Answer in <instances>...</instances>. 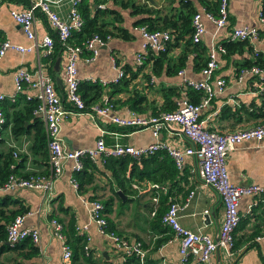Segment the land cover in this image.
I'll list each match as a JSON object with an SVG mask.
<instances>
[{"label": "crops", "instance_id": "obj_1", "mask_svg": "<svg viewBox=\"0 0 264 264\" xmlns=\"http://www.w3.org/2000/svg\"><path fill=\"white\" fill-rule=\"evenodd\" d=\"M36 1L0 0L2 32L0 44L3 40L21 46L32 44V40L27 38L20 24L12 18L10 11L26 10ZM44 1L48 2L51 10L61 18H67L73 0ZM91 1L82 0L80 6ZM140 1L156 8L162 7L163 13H168L169 0H152L153 3L148 0ZM188 1L203 15L201 21L205 33L202 35L201 43L205 50L199 49L198 53L188 51L181 66H178L179 58L183 51L189 50L185 46V40L182 39L171 47L166 56L162 57V62H156L152 57L159 52L152 51H148L144 55L145 58L139 62L137 55L142 50L144 40L140 32L141 25H136L135 21L140 16L132 14L131 8L123 5L120 0H105L102 2L103 9L94 5V8L96 6L105 11L103 16L98 18V23L100 24L101 19H104L115 24L116 27L114 28L113 25L105 27L111 32H107L110 38L99 47L95 57L87 61L91 56L89 51H83L80 55L77 62V77L85 88L80 93L89 96L92 91L86 86L99 84L101 85L99 97L97 99L89 97L88 100L93 103L102 100L112 102L116 113L120 116L127 115L133 108V102L139 100L138 107L141 111L138 113L142 116H150L154 109L160 110L164 106L165 93L168 89L179 92V96L174 98L175 104L183 94L188 96L185 90L182 92L183 82L198 81L203 78L200 69L207 52L214 47H221L231 29L253 27L258 29L259 35L255 42H248L250 49L244 46L243 50L232 51L227 59L218 54L219 67L212 82L217 78H224L226 86L223 93L216 94L210 103L201 109L200 116L205 121L206 129L219 133L258 123L264 115L260 116V113L264 112L263 96L257 92L260 86L249 76L238 82L236 70L245 62H251L257 51L264 53V26L260 25L258 19L264 0H227V22L223 28H218L204 16L205 9L200 0ZM177 4L178 0L174 5ZM90 13L93 15L94 10H90ZM34 28L39 40L45 35L53 37L55 34L46 16L38 10L35 12ZM150 52L153 55L149 54ZM58 59L59 65H56L55 61ZM66 63V52L61 47H54L49 54H45L41 49L29 53L7 49L0 59V94L12 96L16 93L13 77L19 67H23L28 72H34L40 67L44 74L53 78L65 107L72 109V104L66 99L64 83ZM155 67L160 68L159 73L154 72ZM179 70L181 71L178 73ZM120 73L122 77L124 76L125 82L116 88L111 87L110 83H114ZM94 82L96 84H93ZM101 82L107 83L103 85ZM27 93L33 94L31 90L25 88L17 95L16 102H4L6 122L0 126V156L10 155L9 160L12 162L10 169H14V173H45L48 165L46 145L42 147L36 144L35 128H33V122L37 117L42 132L45 133L42 118L33 113L34 117L31 116L23 121V125L30 129L29 133L14 135L12 132L14 113L25 108L24 96ZM188 98L190 99L189 96ZM99 122L100 124H96L85 113L69 114L61 122L60 133L65 147L70 150L93 149L96 141L101 137V128L106 132L102 135L106 148L112 147L116 142L139 147L154 141L149 128L133 127L130 131L124 126L103 119ZM176 130V125L171 126L170 129H162L159 138L172 147L184 149L190 143ZM2 160L3 158L0 159V164ZM136 161L140 164L139 160ZM194 165L193 159L187 157L182 168L176 167L178 174L174 185V181H164L161 184L157 183L161 189L151 191L146 190L147 185L152 184L146 179L132 181L134 193L129 192L124 195L111 180L109 171L103 169L94 171L93 183L86 184L85 191L75 190L72 183L75 176L73 162L67 161L61 176L54 182L53 197L49 203L44 202L40 190L19 188L0 192V205H4L2 209L7 214L13 211L17 214L33 212L32 215L26 216L24 225L38 227L40 231L38 244L27 240L14 248L5 238L0 239V264H62V242L53 235L52 219L62 223L66 240L69 234L81 236L83 245L87 246L86 253L78 256L75 261L72 259L71 264H136L133 258L139 263L135 257H124L123 248L102 233L91 219L87 202L91 200L102 202L108 198H112V205L106 215L107 229L114 230L115 234L128 242H141L146 251L144 264H183L179 254V240L168 230V227L164 225L157 227L152 223L154 216L150 215V210L153 207V194H158L160 197L167 193L165 210L171 201L176 202L179 207L178 220L183 227L216 239L223 221L224 208L216 192L202 186L196 180L191 171ZM226 170L232 184L255 183L264 187V138L259 141L243 140L236 145L226 156ZM113 189L120 192L121 196L119 194L118 197L114 196ZM190 192L193 194L189 198ZM12 199L19 201L13 203ZM237 212L239 223L233 232V247L230 250L217 248L211 255V262L264 264V202L259 195L242 196L238 200ZM1 223L6 225L4 220ZM68 244L74 255V246L77 248L78 241L73 239L72 245ZM3 245L9 247L2 249ZM32 246L36 247L34 253L30 250ZM186 263L200 264L190 257Z\"/></svg>", "mask_w": 264, "mask_h": 264}, {"label": "built area", "instance_id": "obj_2", "mask_svg": "<svg viewBox=\"0 0 264 264\" xmlns=\"http://www.w3.org/2000/svg\"><path fill=\"white\" fill-rule=\"evenodd\" d=\"M82 0H73L67 18H61L56 12L52 11L48 2L37 0L26 10L19 11L12 9V18L20 24L28 39L32 40L30 46L12 44L8 40H3L0 44V59L7 49H12L20 53H29L43 50L49 54L54 49L52 36L45 35L41 40L37 38L34 22L35 12L38 10L43 13L50 27L57 35L60 47L66 52L67 63L65 66L64 83L66 87V99L72 104V109L65 107L59 93L57 92L53 78L44 74L39 67L34 72H28L23 67H19L14 74L13 80L16 93L12 96L0 94V126L5 124L6 116L4 113V102H16L17 95L22 93L25 88L31 90L33 94L27 93L24 98L35 101L37 106L34 110L43 121L46 135V149L48 165L45 173L29 174L24 177L21 174L11 173L0 183V192L13 191L19 188L40 190L44 202L49 203L53 197L54 182L61 176L64 165L67 161H72L75 173L83 168V160L89 159L93 162L101 161L104 157H131L139 159L150 156L158 151H164L173 160L177 168H182L187 157L193 159L195 165L191 169L196 180L202 186L214 190L222 202L224 212L223 221L217 232L216 239L210 238L200 232H195L183 227L179 220V207L176 202L171 201L165 213L162 215L161 222L169 227L174 233V237L179 240V254L183 264L190 257L200 264H215L211 262V255L217 248L223 247L230 250L234 244L233 232L239 223L237 212L238 200L242 196L259 195L264 202V187L255 183L232 184L229 181L226 170V156L243 140L259 141L264 138V115L258 123L253 126L231 130L224 133L210 131L205 128V121L201 119L200 111L207 106L216 94L224 92L226 82L224 78H217L212 82L215 71L219 67L218 54L224 53V48L214 47L208 52V60L200 69L203 78L198 81L185 80L183 90L192 89L201 92L198 102L191 101L188 96L183 94L176 100V109L173 111H160L158 114L142 116L137 111L130 109L128 114L120 116L116 113L114 104L106 100L94 102L89 106L79 92L80 80L77 77V62L83 51H89L91 58L98 54L99 47L104 45L110 36L102 37L98 34L86 39L81 45L71 43L70 37L73 32L83 28L84 19L79 11ZM104 8L103 4H98ZM197 12L192 17L193 33L192 41L199 42L205 33L201 17ZM204 16L218 28L226 26L227 22V0H218V12L216 15L204 12ZM259 23L264 26V5L259 12ZM141 36L143 37L142 50L137 55V60L141 62L148 51L162 52L166 50L167 42L171 39L168 30L149 31L144 26H140ZM0 28V36H1ZM257 28H234L229 32L231 40H246L253 43L258 40ZM256 54V53H255ZM115 61V60H113ZM180 72V71H179ZM245 76L260 78L264 76V66L251 65L242 67L236 72V78L240 82ZM119 78L114 80L117 82ZM105 85L107 82H101ZM186 88V89H184ZM257 92L264 97V87H259ZM71 113L88 114L96 124L103 119L120 126H130L134 128H149L154 141L146 146L135 147L129 144L114 143L110 148H106L102 135L105 132L101 128V137L98 138L93 149H74L65 147L61 138V122ZM177 126V132L190 143L184 149L172 147L167 142L160 140L159 133L162 129H170ZM16 154V153H15ZM75 190L78 191V181L75 177L72 180ZM150 187L154 190L161 189L157 183H152ZM193 192H190L189 198ZM153 207L150 215L155 216L158 210L159 195L152 197ZM91 219L99 227L100 231L109 236L117 245L124 250V257H135L139 264H144L146 251L141 242H128L126 239L115 234L114 230L107 229V220L104 217L103 204L98 200L87 202ZM33 212L17 214L6 227V240L10 245H15L26 238L38 244L40 231L38 227H26L24 220L26 216ZM53 235L62 242V264H71L72 249L67 243L63 232V225L59 221L52 219ZM86 239V238H85ZM87 246H84V250Z\"/></svg>", "mask_w": 264, "mask_h": 264}, {"label": "trees", "instance_id": "obj_3", "mask_svg": "<svg viewBox=\"0 0 264 264\" xmlns=\"http://www.w3.org/2000/svg\"><path fill=\"white\" fill-rule=\"evenodd\" d=\"M105 0H92L91 2H85L83 6L79 5V11L84 19V25L83 28L79 31H75L72 33L70 37L71 43L81 45L86 39L91 38L92 36L98 34L102 37H105L110 32L109 30H106L105 27L107 25H113L115 28V24H111L110 21H104V19H101V23H98V18L103 16L105 11H102L99 8H94V5L102 4ZM176 0H169V7H168V13L164 14L163 9L164 8H156L153 6L147 5L146 2H141L140 0H120V2L123 3V5L128 6L131 8V13L134 15H139L140 17L137 18L135 21L136 25H141L146 27L147 30L153 31V30H168L171 34V39L167 42V47L165 51L155 53L158 54L154 56L151 52L149 54L153 55L156 59V62H162L163 56H166L169 49L173 46H175L180 40H185V46L189 50L183 51L182 56L179 58V64L178 66H181L183 63V59L187 55L188 51L198 53L199 49L205 50L203 47L201 40L199 42H193L192 41V33H193V25H192V17L195 13L198 11L195 9V7L192 5V3L188 0H178V4L174 5ZM203 4V7L205 9V12L212 13L213 15H216L218 12V0H215L214 2L211 0H200ZM90 10H94L93 15H91ZM100 15H98V13ZM99 24V25H98ZM111 33V32H110ZM229 36V34H228ZM227 36V40H223L222 47L224 48V53H221L222 58L227 59L228 55L232 51H239L243 50L244 46H247L248 49H250L249 43L246 40H231ZM54 41V47H60L58 38L56 33L52 37ZM150 55V56H151ZM208 60V52L206 54L205 60L203 65L206 64ZM202 65V66H203ZM251 65H257V66H264V53L262 52H256L254 54V58L251 62H245L242 64V66L238 67L236 72L242 68V67H248ZM177 66V67H178ZM201 66V67H202ZM160 68H154L155 73H159ZM176 70V69H175ZM181 71V70H179ZM178 71V73H179ZM176 72V71H174ZM124 77V76H123ZM121 78L117 82L110 83L111 87L116 88L121 83L125 82L124 78ZM251 79L256 80V84L264 87V76L260 78H253ZM93 84H96L95 82ZM100 87L101 85L96 84L93 86H86V88L91 92V95L81 94L85 105L89 106L91 102L93 101L88 100L89 97H93V99H97L99 97L100 93ZM58 88V87H57ZM84 85L79 84V92L83 91ZM190 97V100L193 102H198V99L201 97V92L187 89L185 90ZM179 96V92L177 93L175 89H168L165 93V102L164 106L160 109H154L153 114H158L160 111H173L176 109V104L174 98ZM264 100V97H263ZM25 108L22 110H19L14 113L13 116V125H12V132L14 135H21L25 133H29L30 129L28 126L23 125V121L25 119H28L29 117H34L33 113L37 106L35 101H26ZM138 101L133 102V110L135 111H141V108L138 107ZM264 112L260 113V116L263 115ZM35 122H33V128H35V140L37 141L36 144L39 146H45L46 145V136L45 133L42 132V128L40 126V121L36 117ZM125 129L132 131L133 127L130 126H124ZM8 154L4 155L1 154L0 159L3 158L1 164H0V183H2L9 174L14 173V169H10L11 161L9 160ZM139 160L140 164L136 161ZM103 169L108 170L111 176V180L115 182L118 189L125 195L129 192L134 193V188L132 186V181H142L146 179L149 181V183H162L164 181H174L173 185L175 183V179H177L178 170L173 162V160L167 155V153L163 151H158L155 154H152L150 156L141 157L139 159L131 158L128 156L125 157H104L103 160L99 161H91L89 159L83 160V168L75 173V179L78 181V191H85L84 186L86 184L93 183V173L95 170ZM102 171V170H100ZM17 174V173H15ZM24 177H28L29 174H21ZM146 190L153 189L150 188V184L147 185ZM114 196L118 197V192L113 189ZM153 194V193H152ZM155 195V194H153ZM92 198H95V196H92ZM168 196L167 193L160 195L159 197V204L158 207L161 206L155 216L153 217L152 223L156 225L157 227H161L162 222L161 218L162 215L165 213V204H167ZM19 200L12 199L13 203H18ZM103 204V215L107 220L108 224V218L106 217L107 213L110 211L111 205H112V198H108L106 200H103L101 202ZM0 239H6V227L7 224L14 219V217L17 215L15 211L10 212V214H7L2 207L4 205H0ZM25 212V210H23ZM16 214V215H15ZM4 220L5 224H2L1 221ZM8 222V223H7ZM165 226V225H164ZM167 227V226H166ZM112 228V227H110ZM168 230L171 231V229L168 227ZM172 232V231H171ZM75 239L78 241V246H74L72 259L73 261L76 260V258L80 255L85 254L84 245H83V238L81 236H75L72 234L67 235V243H70L72 245V240ZM30 239L26 238L20 243H23ZM18 244L11 245V247L16 248ZM35 244V243H34ZM9 246L3 245L1 248H8ZM35 246H32L30 250L31 252H35ZM80 249V250H79ZM79 250V251H78ZM71 259V260H72ZM136 262V264H139L134 258L132 259Z\"/></svg>", "mask_w": 264, "mask_h": 264}, {"label": "water", "instance_id": "obj_4", "mask_svg": "<svg viewBox=\"0 0 264 264\" xmlns=\"http://www.w3.org/2000/svg\"><path fill=\"white\" fill-rule=\"evenodd\" d=\"M148 1L153 3L152 0H148ZM95 7H96V6H95ZM55 64H56V65H59V59L55 61ZM118 194L121 196V193H120V192H118Z\"/></svg>", "mask_w": 264, "mask_h": 264}]
</instances>
